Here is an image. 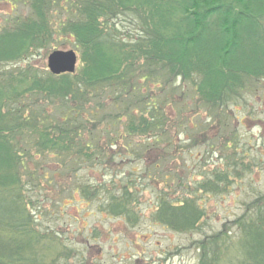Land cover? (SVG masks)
<instances>
[{"label": "trees", "instance_id": "obj_1", "mask_svg": "<svg viewBox=\"0 0 264 264\" xmlns=\"http://www.w3.org/2000/svg\"><path fill=\"white\" fill-rule=\"evenodd\" d=\"M6 1L27 6L29 14L0 29V66L10 65L0 72V264H69L71 258L80 264L83 253L61 231L40 227V191L71 176L74 189L62 192L135 224L134 183L141 176L132 163L123 164L129 169L119 178L111 171L132 158L147 181L162 178L161 144L172 129L187 127L182 119L171 125L169 111L236 119L233 108L264 83V0ZM55 15L64 16L54 22ZM66 42L78 53L72 74L13 68ZM229 134L232 154L223 167H196L202 179L182 198L159 194L153 222L181 234L196 231L206 214L201 200L229 193L234 180L252 171L236 157V133ZM136 138L146 142L132 143ZM84 167L110 176L107 186L79 176ZM178 184L186 191L180 177ZM244 206L234 221L235 240L227 225L204 237L198 264H264V194Z\"/></svg>", "mask_w": 264, "mask_h": 264}, {"label": "rangeland", "instance_id": "obj_2", "mask_svg": "<svg viewBox=\"0 0 264 264\" xmlns=\"http://www.w3.org/2000/svg\"><path fill=\"white\" fill-rule=\"evenodd\" d=\"M60 3L63 4V1ZM27 14H29L27 6L0 0V29L7 26L13 16ZM63 16L55 15L54 22L62 20ZM122 20L126 31L129 28L128 21ZM56 50L75 49L70 42H66ZM52 51L54 50L42 49L31 53L28 59L18 64L19 67L13 68H24L28 64L43 73L45 70L48 72L47 58ZM78 65L79 61L76 67ZM9 66H0V72L9 69ZM190 105L191 102L186 103L189 108ZM233 112L236 119L219 122L215 119H206L204 115H200L198 119L193 116V110L183 114H177L174 110L169 111L171 125L176 119H182L187 127L186 131H183V128L172 129V135L161 144L162 170L159 169L158 173L162 178L159 177L158 182L147 181L146 174L140 170L142 165H138L132 158H124L120 166L113 168L111 174L114 173L119 178L125 169H129L123 164L132 163L131 169L138 173H134V176H141V179L134 183V192L138 195L134 211L139 217L135 224L130 225L124 219L99 212L96 204H86L85 201H81L80 195L65 193L68 189H74V186L71 176L63 175L60 178L56 177V189L46 187L44 191H40L42 194L38 206L40 212H35L40 219V227L61 231L62 239L83 253L84 259L80 264H198L197 243L204 237L221 234L225 225L234 241L232 234L237 231L234 221L243 215L244 204L264 194V83L260 85L255 96H251L247 103L239 108H233ZM224 125L228 130L220 133L218 128L223 129ZM199 128L203 130L199 132ZM231 132L237 136V141L234 142L238 150L236 157L242 158L244 165L250 166L252 171L244 174L241 179L234 180L229 193L208 196L201 200L206 214L196 231L181 234L153 222L152 215L156 210L159 194L170 200L176 199L179 195L182 198L191 193L194 180L202 179L198 176L200 172L194 171L196 167L203 170L223 167L226 155L232 154V149L227 150ZM202 137L206 142H201ZM142 142L146 140L132 139V143ZM168 143L173 146L172 152L165 149ZM107 153L111 154L110 151ZM244 155L247 157L244 158ZM149 157L152 161L155 160L154 155ZM50 168L54 166L50 164ZM77 174L87 177L91 182L106 186L110 179V176H102V170L97 167L93 169L84 167ZM127 175L128 172L125 173V176ZM179 177L187 188L186 191L184 189L181 192ZM92 201L90 203H95L96 199ZM68 263L79 264L72 258Z\"/></svg>", "mask_w": 264, "mask_h": 264}, {"label": "water", "instance_id": "obj_3", "mask_svg": "<svg viewBox=\"0 0 264 264\" xmlns=\"http://www.w3.org/2000/svg\"><path fill=\"white\" fill-rule=\"evenodd\" d=\"M77 55L69 51H53L47 58V70L53 75L69 73L76 69Z\"/></svg>", "mask_w": 264, "mask_h": 264}]
</instances>
